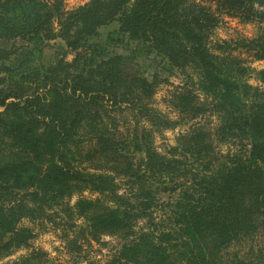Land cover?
<instances>
[{
  "label": "trees",
  "instance_id": "trees-1",
  "mask_svg": "<svg viewBox=\"0 0 264 264\" xmlns=\"http://www.w3.org/2000/svg\"><path fill=\"white\" fill-rule=\"evenodd\" d=\"M223 16L258 32L212 40ZM113 21L186 77L170 98L188 126L164 150L154 134L177 121L152 104L158 76L95 42ZM57 38L52 63L24 58ZM248 57L264 62V0H0V259L30 245L26 218L80 264H264V68Z\"/></svg>",
  "mask_w": 264,
  "mask_h": 264
},
{
  "label": "rangeland",
  "instance_id": "rangeland-1",
  "mask_svg": "<svg viewBox=\"0 0 264 264\" xmlns=\"http://www.w3.org/2000/svg\"><path fill=\"white\" fill-rule=\"evenodd\" d=\"M86 1L87 0H63V3L65 8L70 10L85 3ZM117 28V21H113L100 27L98 35L95 38V42L104 47L106 53L108 54H126L135 50L137 68H139L140 71L148 78H152L153 74L158 76L157 79H159L160 82L156 93L153 96L152 104L163 115L171 120L177 121L173 128L169 127L162 129L160 132H155L154 134L155 145L160 150H164L167 146L174 144L177 135L183 132V130H185L188 126L185 125L188 120L186 115L180 114L170 98V91L177 85L181 86L186 80V77H184V75L179 71L169 73L165 67L166 61L161 56L148 49L144 44L130 40L127 34L117 31ZM257 32L258 24L256 22H243L239 18L223 16L219 24L214 28L211 37L212 40H227L234 44V40L238 37H252L256 35ZM65 48L66 47L63 41L57 38L55 40L46 41L41 45H30V50L28 51L27 49V53L24 55V58L38 66L48 65L55 60L56 54ZM237 52V50L234 51V53ZM242 56L246 58L245 53H242ZM246 64L250 66V68H254L256 70L264 68L263 61H253L250 57H248ZM248 73H250V82L256 86L257 81L254 78V72L248 69ZM180 116L182 117L180 118ZM196 120L199 121L200 125L203 127H210V125L217 121L216 117L211 116L208 109H205ZM190 122L193 121L190 120ZM238 146L239 145H236L230 139L229 141L227 140V143L219 145L223 152H227L229 150L241 153ZM89 195V192H83V196ZM166 196L167 195L164 194L163 198ZM76 197L77 195L72 198L71 202H73ZM22 224L33 227L36 235L31 239L28 247L20 248L13 254L1 258L0 264H9L11 260L27 254L31 248H40L46 252L47 255L43 256L41 259L45 261V264H80L79 262L82 261L79 257L80 255L70 250L68 251L66 245H64L56 233L51 229L42 231L40 230L38 224L30 222L26 218L22 220ZM97 246L98 245H95L93 246V249H89L88 253H96L95 250ZM102 252L106 253V249H103Z\"/></svg>",
  "mask_w": 264,
  "mask_h": 264
}]
</instances>
